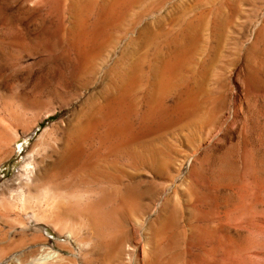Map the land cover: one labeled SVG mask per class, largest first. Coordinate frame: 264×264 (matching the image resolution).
Instances as JSON below:
<instances>
[{
  "label": "rangeland",
  "instance_id": "rangeland-1",
  "mask_svg": "<svg viewBox=\"0 0 264 264\" xmlns=\"http://www.w3.org/2000/svg\"><path fill=\"white\" fill-rule=\"evenodd\" d=\"M18 262L264 264V0H0V264Z\"/></svg>",
  "mask_w": 264,
  "mask_h": 264
},
{
  "label": "bare ground",
  "instance_id": "bare-ground-1",
  "mask_svg": "<svg viewBox=\"0 0 264 264\" xmlns=\"http://www.w3.org/2000/svg\"><path fill=\"white\" fill-rule=\"evenodd\" d=\"M115 2H116V0H114ZM122 1V0H121ZM117 2H118V0H117ZM120 2V1H119ZM124 2V1H123ZM130 2V1H129ZM114 3V2H113ZM121 3V2H120ZM120 3H119V5H120ZM125 4V3H124ZM100 5V4H99ZM113 5H115V4H112V6ZM122 5V4H121ZM126 5V4H125ZM104 7V6H103ZM115 7V6H114ZM106 8V7H105ZM109 8V7H108ZM123 8V7H122ZM121 9V8H120ZM108 10V9H107ZM112 10V9H111ZM118 10V9H117ZM116 10V11H117ZM120 11H122V10H120ZM104 13V12H103ZM122 13V12H121ZM109 14H111L110 12H109ZM114 14V13H113ZM111 15V16H114V15ZM116 14V13H115ZM123 14V13H122ZM116 15H118V14H116ZM115 15V16H116ZM101 16V15H100ZM123 16V15H122ZM99 17V16H98ZM111 17L109 16V19H110ZM104 19V18H103ZM114 19V18H113ZM120 19H123L122 17L120 18ZM100 20V19H99ZM115 22V21H114ZM121 22V21H120ZM116 23V22H115ZM119 23V22H118ZM78 24H81V23H78ZM99 24V23H98ZM114 25H116V24H114ZM92 26V25H91ZM96 26V25H95ZM99 26V25H98ZM111 26V25H110ZM76 27V26H75ZM103 27H104V25H103ZM103 27H101V28H103ZM106 27V26H105ZM97 28V27H96ZM108 28V27H107ZM103 30V29H102ZM100 31H101V29H100ZM106 31H107V29H106ZM99 33V32H98ZM92 35V34H91ZM100 36V35H99ZM104 36V35H103ZM102 36V37H103ZM99 41V40H98ZM190 41V40H189ZM186 42V41H185ZM186 43H189V42H186ZM185 43V44H186ZM97 45V44H96ZM187 45V44H186ZM181 46H183V45H181ZM87 48V47H86ZM182 48V47H181ZM185 48V47H184ZM177 49H178V47H177ZM175 51V50H174ZM173 51V52H174ZM172 53V52H171ZM171 55H173V54H171ZM185 56H186V54H185V50H183V49H181V50H178V56H176V60L172 63V61H170L169 63H172L171 64V66H170V69H169V71L171 72V74L172 75H176L178 72H179V69L181 68V66H182V63H183V61H184V59H185ZM167 61V60H166ZM169 61V60H168ZM165 64V63H164ZM165 67H167L166 65H164ZM136 66H132L131 67V70H130V72L129 73H127L126 74V76H125V78H124V81L126 82H124L125 84H126V86H125V88H123L124 89V92H125V94H130L129 92H130V90H131V87L134 85V83H135V81H136ZM167 70H168V68H167ZM154 71V80L156 81L154 84V88H153V90H151V94H150V97L148 98L149 99V102H153L154 104H155V106H154V108H157V109H160L161 108V106H160V104H159V102H161L160 101V99L162 98V96H164L167 92V90H168V87L170 86V84L169 83H164L163 81H165L164 79L165 78H162V79H160L161 78V70L160 69H158V68H156V69H154L153 70ZM163 74H165V75H168V76H170L171 74H166L168 71H164L163 70ZM165 75H163V76H165ZM174 77V76H173ZM170 79V78H169ZM172 81V80H171ZM161 83V84H160ZM160 84V85H159ZM157 85H158V87H157ZM114 90V89H113ZM170 90V89H169ZM187 90V89H186ZM182 92H183V90H182ZM184 92H185V95H184ZM183 92V94L182 95H184V97H183V99H182V101L181 102H193L192 101V98H191V96H190V94H189V92H187V91H184ZM123 93V92H122ZM132 93V92H131ZM117 93H116V91H115V94L114 95H116ZM122 95V94H121ZM118 96V95H117ZM131 96V95H130ZM111 97H113V96H111ZM110 97V98H111ZM120 97V96H119ZM126 97V96H125ZM118 98V97H117ZM117 98H116V100H117ZM121 98V97H120ZM128 98V97H127ZM131 98V97H130ZM107 99H108V97H107ZM115 99V98H114ZM123 100V99H122ZM118 101V100H117ZM124 101V100H123ZM127 101H129V100H127ZM146 101V100H145ZM159 101V102H158ZM112 102H113V100H112ZM111 103V102H110ZM117 103V102H116ZM124 103H126L127 104V102H124ZM130 103H132L131 101H130ZM118 104H121V102L120 103H118ZM123 104V103H122ZM121 104V105H122ZM125 104V105H126ZM187 104V103H186ZM105 105V104H104ZM133 105V104H132ZM180 105V104H179ZM187 106V105H186ZM100 107H102V106H100ZM113 107V106H112ZM118 107H119V105H118ZM125 107H127V105L125 106ZM125 107H123L124 108V110L126 109ZM134 107V106H133ZM150 107H152V106H150ZM169 107V106H168ZM178 107V106H177ZM180 107V106H179ZM184 107V106H183ZM129 108H130V106H129ZM128 108V109H129ZM187 108V107H186ZM103 109H105V108H103ZM133 109V108H132ZM176 109V108H175ZM181 109V108H180ZM190 109V108H189ZM114 110V109H113ZM117 110V109H116ZM121 110V109H120ZM134 110V109H133ZM172 110V109H171ZM177 110V109H176ZM182 110V109H181ZM180 110V111H181ZM183 110H185V108L183 109ZM97 111V110H96ZM104 111H106V109L104 110ZM123 111V110H122ZM160 111V110H159ZM192 111H193V109H192ZM101 112V111H100ZM117 112V111H116ZM115 112V115L118 113H116ZM132 112V111H131ZM184 112V111H183ZM95 113V112H94ZM93 113V114H94ZM99 113V112H98ZM104 112H102L101 114H103ZM123 113V112H122ZM125 113V112H124ZM123 113V114H124ZM150 113V112H149ZM158 113V112H157ZM178 113V112H177ZM186 113V112H185ZM190 113V112H189ZM92 114V113H91ZM106 114H108V113H106ZM112 113H110V114H108V115H111ZM129 114V113H128ZM153 114H155V112L153 113ZM181 114H183V113H181ZM96 115H97V112H96ZM95 115V116H96ZM114 115V114H113ZM113 115H112V117H113ZM127 115V114H126ZM130 115V114H129ZM129 115H127V117H129ZM149 115V114H148ZM150 115H151V113H150ZM163 115V114H162ZM178 115V114H177ZM122 116V115H121ZM125 116V115H124ZM185 116H186V114H185ZM187 116H188V114H187ZM91 117V116H90ZM106 117V116H105ZM104 117V118H105ZM118 117V116H117ZM117 117H115V118H117ZM151 117V116H150ZM103 118V117H102ZM111 118V117H110ZM114 118V117H113ZM120 118V117H119ZM123 118V117H122ZM130 118V117H129ZM147 118V117H146ZM96 119H98V118H96ZM106 119V118H105ZM104 119V120H105ZM108 119H109V117H108ZM123 119H125V118H123ZM112 120V119H111ZM114 120H116L117 121V119H114ZM113 120V121H114ZM127 120V119H126ZM125 120V121H126ZM146 120V119H145ZM97 121V120H96ZM106 121H108V120H106ZM105 121V122H106ZM124 121V122H125ZM128 121V120H127ZM130 121H131V118H130ZM89 122V121H88ZM98 122V121H97ZM102 122H104V121H102ZM120 122V121H119ZM108 123V122H107ZM107 123H105V124H107ZM129 123V122H128ZM127 123V124H128ZM104 124V123H103ZM110 124V123H109ZM112 124H114V123H112ZM120 124V123H119ZM130 124H131V122H130ZM144 124V123H143ZM149 124V123H148ZM116 125V124H115ZM136 125V124H135ZM87 126H90V125H87ZM94 126V125H93ZM109 126V125H108ZM118 126V125H117ZM122 126H124V125H122ZM121 126V127H122ZM85 127V126H84ZM91 127V126H90ZM98 127V126H97ZM102 128V127H101ZM100 128V129H101ZM107 128V125H106V127H105V129ZM109 128H110V126H109ZM109 128H108V130H109ZM133 128V127H132ZM85 129V128H84ZM83 129V130H84ZM91 129H92V127H91ZM90 129V130H91ZM112 129V128H111ZM111 129H110V131H111ZM113 129H115V127L113 128ZM86 130H89L88 129V127H87V129ZM85 130V131H86ZM95 130H96V128H95ZM104 130V129H103ZM78 131H81V130H78ZM92 132H93V130H91ZM102 131V130H101ZM107 131V130H106ZM76 132V131H75ZM88 132V131H87ZM98 132H99V130H98ZM97 132V133H98ZM112 132H113V130H112ZM135 132V131H134ZM80 133V132H79ZM94 133V132H93ZM102 134L104 133V132H101ZM107 133L108 132H106V135H107ZM121 133H122V135L124 134L125 135V137L126 136H129V135H127V130L126 129H122V131H121ZM131 133H132V131H131ZM76 134V133H75ZM80 134H82V133H80ZM96 134V133H95ZM100 134V133H99ZM110 135V134H109ZM111 135H114V133H111ZM77 136V135H76ZM80 136H83V134L82 135H80ZM79 136V137H80ZM91 136V135H90ZM103 136V135H102ZM108 136V135H107ZM121 136V135H120ZM132 136V135H131ZM93 137V136H92ZM124 137V138H125ZM107 138V137H106ZM109 138L111 139V137L109 136ZM128 138V137H127ZM70 139H71V137H70ZM101 139H102V137H101ZM74 140H75V137H74ZM78 140V139H77ZM85 140V139H84ZM88 140H89V138H88ZM104 140H105V138H104ZM113 140V139H112ZM120 140V139H119ZM133 140V139H132ZM106 141V140H105ZM130 141H131V139H130ZM74 143H75V141H73ZM81 142V141H80ZM102 142V141H101ZM111 142V141H110ZM123 142V141H122ZM104 143V142H103ZM109 142H107V144H108ZM127 143V142H126ZM132 143V142H131ZM71 144V143H70ZM107 144H106V142H105V145L107 146ZM112 144V143H111ZM115 144V143H114ZM74 145V144H73ZM130 145V144H129ZM79 146H81V145H79ZM67 147V146H66ZM108 147V146H107ZM68 148H70V147H68ZM75 148V147H74ZM73 148V149H74ZM76 150V149H75ZM74 152V151H73ZM71 153V152H70ZM75 157V156H74ZM60 215V214H59ZM92 222V221H91ZM93 224V223H92ZM230 245V244H229ZM43 252V251H42ZM52 252H50V254H51ZM48 254V253H47ZM49 254V255H50ZM48 256V255H47ZM50 257V256H49ZM51 257H58V255L56 254V253H53L52 254V256ZM66 258V257H65ZM43 259V258H42ZM57 259V258H56ZM55 259V260H56ZM37 260V259H36ZM58 260V259H57ZM56 260V261H57ZM19 261H21V260H19ZM34 261V260H33ZM16 262H17V260H16ZM38 262H41V261H38ZM19 263V262H18ZM30 263V262H29ZM28 263V264H29ZM20 264V263H19ZM41 264H44V263H41Z\"/></svg>",
  "mask_w": 264,
  "mask_h": 264
}]
</instances>
